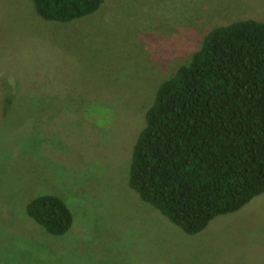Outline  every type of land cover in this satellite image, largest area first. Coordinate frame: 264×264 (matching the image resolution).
Segmentation results:
<instances>
[{
    "label": "rangeland",
    "instance_id": "rangeland-1",
    "mask_svg": "<svg viewBox=\"0 0 264 264\" xmlns=\"http://www.w3.org/2000/svg\"><path fill=\"white\" fill-rule=\"evenodd\" d=\"M249 18L264 0H105L68 23L0 0V264H264V193L189 235L128 185L158 86ZM41 194L72 210L66 234L27 215Z\"/></svg>",
    "mask_w": 264,
    "mask_h": 264
},
{
    "label": "trees",
    "instance_id": "trees-1",
    "mask_svg": "<svg viewBox=\"0 0 264 264\" xmlns=\"http://www.w3.org/2000/svg\"><path fill=\"white\" fill-rule=\"evenodd\" d=\"M38 15L68 23L105 0H32ZM129 187L189 235L264 193V21L211 29L201 47L157 88L132 149ZM26 213L61 236L68 204L41 194Z\"/></svg>",
    "mask_w": 264,
    "mask_h": 264
}]
</instances>
